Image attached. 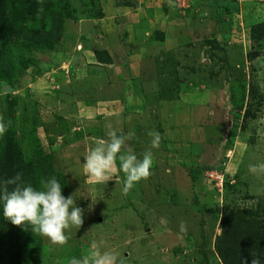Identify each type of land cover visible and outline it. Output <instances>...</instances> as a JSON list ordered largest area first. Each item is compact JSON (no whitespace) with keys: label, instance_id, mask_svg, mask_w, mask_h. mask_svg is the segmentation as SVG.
<instances>
[{"label":"rangeland","instance_id":"obj_1","mask_svg":"<svg viewBox=\"0 0 264 264\" xmlns=\"http://www.w3.org/2000/svg\"><path fill=\"white\" fill-rule=\"evenodd\" d=\"M40 7L43 27L59 26L38 49L13 37L10 76L0 74V161L12 144L40 187L55 176L84 215L63 243L42 236L33 263L70 264L96 243L117 264H223L224 214L264 212V0ZM38 16L26 31L41 27ZM112 131L128 134L122 151L153 152L151 174L127 193L118 160L104 183L83 165Z\"/></svg>","mask_w":264,"mask_h":264},{"label":"trees","instance_id":"obj_2","mask_svg":"<svg viewBox=\"0 0 264 264\" xmlns=\"http://www.w3.org/2000/svg\"><path fill=\"white\" fill-rule=\"evenodd\" d=\"M175 3V2H174ZM41 0H0V74L7 76L11 73L7 59L11 52L14 36L21 37L27 48L38 49L41 45L52 44L59 24L54 23L50 29L42 25L43 15L40 10ZM176 5V4H175ZM177 6V5H176ZM193 6L186 10L190 11ZM40 14V15H39ZM39 15V16H38ZM38 16L41 27L25 30L23 22ZM7 63V64H6ZM8 153L0 161V191H8L14 185L5 181L22 173V180L40 188L38 169L32 161L18 160L13 145H8ZM199 169H194L197 176ZM42 236L34 233L27 223L15 225L3 215V203L0 201V264H28L40 257ZM217 253L223 264H251L258 257L264 264V212L260 207L233 208L223 216L222 233L216 240ZM34 264V263H33Z\"/></svg>","mask_w":264,"mask_h":264},{"label":"clouds","instance_id":"obj_3","mask_svg":"<svg viewBox=\"0 0 264 264\" xmlns=\"http://www.w3.org/2000/svg\"><path fill=\"white\" fill-rule=\"evenodd\" d=\"M6 125L0 122V136L6 131ZM128 134H117L112 131L108 141H99L84 157V168L87 173L99 183L107 182L118 168L125 174L124 192L127 193L141 179L151 174L154 163L151 149L139 158L134 151H122ZM151 148H158L161 140L158 131H151ZM117 160L119 165L117 168ZM14 185L11 191L4 188L0 191V201L3 203V215L15 225L31 226L32 231L52 241L63 243L66 230L71 227L79 228L83 223V209L76 206L73 195L65 196L61 182L55 177L42 182L40 188L22 180V173L5 181ZM70 264H117V254L102 251L100 246L93 243L84 259L73 258ZM251 264H261L258 257Z\"/></svg>","mask_w":264,"mask_h":264},{"label":"built area","instance_id":"obj_4","mask_svg":"<svg viewBox=\"0 0 264 264\" xmlns=\"http://www.w3.org/2000/svg\"><path fill=\"white\" fill-rule=\"evenodd\" d=\"M180 11H185L191 6L192 0H174Z\"/></svg>","mask_w":264,"mask_h":264}]
</instances>
